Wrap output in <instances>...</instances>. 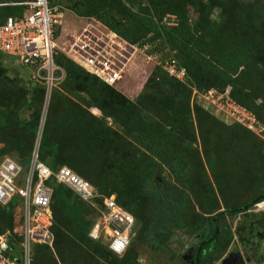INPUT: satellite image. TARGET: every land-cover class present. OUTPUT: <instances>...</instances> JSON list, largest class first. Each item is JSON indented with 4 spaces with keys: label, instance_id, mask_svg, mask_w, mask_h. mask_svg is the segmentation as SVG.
Returning <instances> with one entry per match:
<instances>
[{
    "label": "trees",
    "instance_id": "1",
    "mask_svg": "<svg viewBox=\"0 0 264 264\" xmlns=\"http://www.w3.org/2000/svg\"><path fill=\"white\" fill-rule=\"evenodd\" d=\"M187 1L48 0L50 6L64 7L66 14L70 11L78 18L96 20L106 32L116 34L129 45L143 48L155 43L160 47L154 53H162L163 47H167L168 53L161 54L159 60L170 58L185 70V79L180 81L154 64L143 86L147 95L139 94L133 101L128 98L130 93L127 96L115 89L122 77L108 86L62 53L56 56L64 78L52 89L49 108H61V112L43 127L39 159L52 170L67 166L91 181L101 195H113L116 203L135 219L132 234L136 241L118 257L107 246L100 249V242L88 237L98 212L62 185L48 182L52 188L53 244L57 229L68 224L71 237L79 246L93 251L98 264H139V260L146 264L137 247L150 249L166 259V244L174 230L203 235L205 219L210 220L205 227L213 229V217L207 219L209 212L199 201L212 206L217 201L216 193L206 175L195 179V169L187 159L193 157L189 152L191 143L230 141L231 147L227 149L230 148L232 157L243 151L236 146L243 140L237 133L227 134L229 129H241L244 140L255 133L238 120L225 127L213 114L211 100L201 95L212 90V99L217 95L223 97L222 101L231 98L235 105L254 116L256 125L264 128V0H207L205 4L189 0L195 14L191 21ZM23 9L1 7L0 23L6 16L21 15ZM214 9L219 11L211 18ZM167 15L175 17L172 25L165 24ZM58 33L57 30L55 36ZM6 72L0 62V142H9L11 138L13 144L8 149L1 148L0 157L7 155L24 165L36 136L44 87L30 82L19 88L17 78L9 80ZM202 99L204 103L200 104ZM83 107L95 108L101 116ZM107 119L125 134L113 129ZM72 128L82 129L83 139L68 152L61 138L54 134L65 132L71 136ZM95 153L93 158L98 165L86 166L84 156ZM91 167L95 178H90ZM165 171L168 180L161 175ZM194 199L198 200V213L194 211ZM222 213L226 212L216 215L220 217ZM90 215L94 219L89 225ZM12 216V204L0 207V232L12 230ZM219 221L218 218L216 224ZM226 230L223 226L210 246H203L198 264H213L214 259L222 256L231 240ZM48 249L51 248L35 246L32 264L38 252ZM166 260L165 264H178Z\"/></svg>",
    "mask_w": 264,
    "mask_h": 264
},
{
    "label": "built area",
    "instance_id": "2",
    "mask_svg": "<svg viewBox=\"0 0 264 264\" xmlns=\"http://www.w3.org/2000/svg\"><path fill=\"white\" fill-rule=\"evenodd\" d=\"M1 7L24 9L21 15L6 16L0 23V54L24 67L29 72V81L44 87V98L34 145L26 164L22 165L10 156L0 157V207L12 204V211L18 213L12 230L0 232V264H32L35 246L52 248V188L48 182L62 185L98 212L97 223L92 226L88 236L97 240L102 231H106L108 250L121 256L132 237L129 232L135 226L133 215L118 205L113 195H101L96 187L67 166L52 170L39 159L51 91L64 78L63 68L55 61L60 53L56 47L55 33L62 25L64 9L58 5L50 6L48 0L0 1ZM106 33L105 37L92 32L73 36L67 42L69 50L64 55L104 84L112 86L119 81L125 65L121 59L124 56L119 51L120 41L135 52L142 48L127 44L112 32ZM117 54H121V60L116 59ZM151 62L170 77L184 81L185 70L170 58L161 62L155 57ZM213 94L214 91L209 90L201 97L212 103L216 97L223 98L217 95L212 99ZM240 122L253 132L264 129L256 125L252 114L244 116ZM98 199H101L100 204ZM139 264L144 262L139 260Z\"/></svg>",
    "mask_w": 264,
    "mask_h": 264
},
{
    "label": "rangeland",
    "instance_id": "3",
    "mask_svg": "<svg viewBox=\"0 0 264 264\" xmlns=\"http://www.w3.org/2000/svg\"><path fill=\"white\" fill-rule=\"evenodd\" d=\"M0 1H10V0H0ZM195 1L197 3H202V4L207 3V0H195ZM188 2L189 0L186 3L188 4ZM142 4L145 3L142 1ZM187 9H188V19L191 21L195 18V14L192 11L193 9L191 5L188 4ZM218 11H219L218 9H214L212 11L211 18H214L218 13ZM174 18L175 17L172 15H167L165 16L166 20L164 19L163 20L165 24L172 25L175 22ZM63 19L65 22H63L62 26L59 28L58 30L59 33L55 38L57 50L63 55L66 54L69 50L67 43L68 40H70L75 35H79L82 32H86V33L92 32L97 36L101 35L105 37V35L107 34L106 30L100 27L99 25H97L96 23L97 21L94 19L78 18L70 11H68L67 14L66 12H64ZM120 43H121V49H119V51L124 57L121 58L120 56L121 54H117L116 59L121 58L122 61L125 63V65L123 66V70L120 73V78L122 77V80L117 82L115 89L121 91L123 94L127 96L130 93V96L128 98L131 97L133 101H136L139 94H144V95L146 94V92L143 91V86L144 83L146 82V79L149 77L150 72L154 68V63L151 62V60L155 59V57L160 58L162 56L161 54L168 53V50L167 47H163L164 50L160 51L162 53H159V51L158 53H154L153 50L159 49L160 46H156L155 43H153L154 45L153 44L145 45V47L142 48V50H139L138 49L139 47L135 46L138 49V51L135 52L130 46H127L124 43H122V41H120ZM164 45L166 46L165 43ZM112 54L115 55L113 51ZM0 62H2L3 66L7 69L6 75L9 80H11L12 78H17L19 82V88L23 89L29 85L30 83V81H28L29 72L24 67L19 66L10 58L2 57L1 55H0ZM215 99L216 101H214V103H212V101L210 102L208 101V102L210 105L211 104L214 105L212 106L214 107L213 114L217 116L219 120H221V122H223L225 127H231L230 125H232L234 121L236 120L242 121L244 116L250 114L248 113L249 111L244 110L243 108H239V106L235 105L231 98L225 101H222L221 97H216ZM203 103L204 100L201 101L200 104ZM49 104L47 107V115H46L47 121L45 122V126H44L45 128L49 123V121L52 122L55 119L56 115L59 112H61V108H56V109L49 108L51 106V104L50 106ZM40 106L42 110L43 101H42V105L40 103ZM83 109H85V111L93 115L95 114L97 116H101V113L95 108L86 109L83 107ZM258 116L262 117V113H259ZM107 123L109 125L112 124L111 127L117 130L119 133L125 134L122 128H120L117 124L112 123L111 119H107ZM247 126H249V124H247ZM244 127L246 128L245 125ZM70 130H71L70 131L71 136H69V134L65 132L64 133L59 132L60 134L57 133L56 135L54 134V137L61 138L63 143L62 145L64 147L67 146V148L69 149L68 152L72 150V147L76 148L83 139L82 129L80 130L78 128L77 129L72 128ZM73 130L77 132L75 133ZM240 131L242 130L239 129L238 127H231L227 133V134H232V132H234L237 133V136L238 135L242 136L243 141L236 143L237 144L236 146L239 147V149L243 148V151L239 150L237 156L231 157V152H230L231 150L230 148L229 150L227 149L228 147H231L230 141L228 142L216 141L213 143L211 142L206 143L198 140L196 142L191 143L192 149H190L189 152L193 155V157H188L187 159L192 162L193 169H195L194 171L196 177L195 179L198 180L199 177H203L202 176L203 174L206 175V177L210 180L212 187L216 193L217 201L212 206L209 205L207 207V204L204 203L203 200L199 201V203L202 204V208L208 210L207 212H209L208 214L205 215L208 217L207 219H209L210 217L211 218L214 217V215L218 213L225 212L226 210L238 208L246 204H249L255 198H260L255 200L256 201L255 204L260 200L264 199L263 197H260V195L264 193V133L254 132L255 135L257 134V136L253 134L252 138H250L249 140L247 139L244 140L245 139L243 137L244 133ZM10 140L11 138H9V142H8L7 139H3L0 142V149L1 148L8 149V147H10V145L13 144V140L11 141ZM34 141H33V145H34ZM244 148L246 150H244ZM224 154H228V155L224 156ZM3 156H7V155H3ZM95 156L96 153L90 157L84 156L82 161H84L86 166L98 165L97 159L94 160L93 158ZM90 170L93 172V175L90 178H95L94 167H91ZM161 175L164 176L166 180L169 179V174L167 171L162 172ZM87 181L91 185L96 187L93 183H91V181L89 180ZM171 181L173 182L172 179ZM190 197L192 198V194L190 195ZM193 201H194L193 202L194 211L195 213L196 212L198 213V210L200 209L198 205V200H196L195 202L194 199ZM251 205H254V203ZM258 208H259L258 205H254L250 209L256 210ZM261 210L263 209L261 208ZM262 212H264V210ZM12 214H13L12 216V227H13L14 224H16L15 215L18 216V213L15 214V212L12 211ZM232 215L233 214L228 215L226 217V213H222V215L219 217L220 221L216 225L222 228L223 226H225L227 220L230 223L229 226L232 229L231 232H236L237 228L238 230H242L243 228H245L244 220L242 219L241 214H237L234 216ZM92 216L90 215L87 218V220L89 221V225L91 221H93L94 219V217ZM253 218L254 217L250 216L247 220ZM97 219H98V215L97 217H95L93 225L97 223L96 222ZM203 222L205 228V226H207L210 223V220L206 221L205 219ZM57 231L59 233L55 239L54 244H52V248L45 250L44 252H38L34 259V264H98L99 263V262L96 263L95 259L98 258L93 251H90L85 246L83 247L79 246L74 241V239L70 235L68 224L61 225V228L57 229ZM129 234L131 235L132 231H130ZM195 236L196 235H192V234L189 235L187 233V230L185 229L174 230L172 236L170 237L169 241L166 244V254H165L166 259L173 260L175 261V263L178 264H183L182 262L184 261L178 258L182 254L183 250L185 249L184 247L186 245L194 243ZM91 240L97 242L99 241L100 249H105L108 241V233L106 231H102L100 237L97 240H93V239ZM129 240L130 241L128 246L133 245V242L136 241V239L134 238V234H132V237H130ZM89 243H91L90 240ZM136 244L137 243H135V245ZM238 246L239 245L238 244L236 245V242H234V248H238ZM137 250L140 256H142L146 260V264H165V262L168 263L166 259H163L161 256L152 253L150 249L137 247ZM224 258L223 260H225ZM223 260L222 258L221 259L218 258L216 260L217 261L216 264H223ZM213 263H215L214 260ZM247 264H264V260L250 261L249 263L247 262Z\"/></svg>",
    "mask_w": 264,
    "mask_h": 264
},
{
    "label": "flooded vegetation",
    "instance_id": "4",
    "mask_svg": "<svg viewBox=\"0 0 264 264\" xmlns=\"http://www.w3.org/2000/svg\"><path fill=\"white\" fill-rule=\"evenodd\" d=\"M264 198V193L260 195ZM260 198H255L249 204L244 206L226 210V217L233 214H241L242 219L244 220V226L242 230L236 229V232H231L230 223L226 220L225 228L226 231L230 232L231 240L223 253L220 259L223 258V264H247L250 261H261L264 260V199L260 200L255 204V200ZM258 205V209H250L254 205ZM263 210H261V208ZM257 215V216H256ZM250 216L254 217L253 219L247 220ZM218 215L212 220L213 229L209 230L208 227H205V233L203 235H196L193 244L186 245L179 256L187 264H198L199 254L203 251V246L211 244L214 237L218 234V231L221 229L216 225ZM224 218V217H223ZM232 223V221H231ZM237 237V238H236ZM198 242H197V241ZM234 242L238 244V248H234ZM249 245V246H247ZM206 250H211L206 248ZM258 257V258H257ZM217 259H214L213 264H216Z\"/></svg>",
    "mask_w": 264,
    "mask_h": 264
},
{
    "label": "clouds",
    "instance_id": "5",
    "mask_svg": "<svg viewBox=\"0 0 264 264\" xmlns=\"http://www.w3.org/2000/svg\"><path fill=\"white\" fill-rule=\"evenodd\" d=\"M2 2H10V1H2ZM63 8H64V7H63ZM64 12H66L65 9H64ZM91 19H92V18H91ZM63 22H65L64 19L62 20V24H63ZM94 22H96V21H94ZM96 23H97V25H99L100 27L104 28V27L101 26L98 22H96ZM61 26H62V25H61ZM61 26H60V27H61ZM60 27H58L57 30H59ZM104 29H105V28H104ZM107 32H110V31H107ZM28 81H29V78H28ZM101 82H102V81H101Z\"/></svg>",
    "mask_w": 264,
    "mask_h": 264
},
{
    "label": "water",
    "instance_id": "6",
    "mask_svg": "<svg viewBox=\"0 0 264 264\" xmlns=\"http://www.w3.org/2000/svg\"><path fill=\"white\" fill-rule=\"evenodd\" d=\"M157 177H158V176H157ZM157 179H158V181H160L159 177H158ZM215 218H216V216L213 217V219H215Z\"/></svg>",
    "mask_w": 264,
    "mask_h": 264
},
{
    "label": "crops",
    "instance_id": "7",
    "mask_svg": "<svg viewBox=\"0 0 264 264\" xmlns=\"http://www.w3.org/2000/svg\"><path fill=\"white\" fill-rule=\"evenodd\" d=\"M95 115V114H94ZM95 116H97V115H95Z\"/></svg>",
    "mask_w": 264,
    "mask_h": 264
}]
</instances>
